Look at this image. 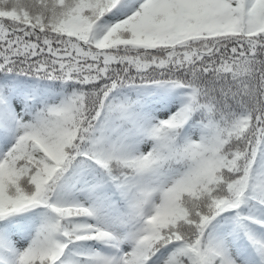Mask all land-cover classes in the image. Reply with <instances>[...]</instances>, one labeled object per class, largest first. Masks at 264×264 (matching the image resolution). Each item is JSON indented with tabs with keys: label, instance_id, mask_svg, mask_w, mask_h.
Returning <instances> with one entry per match:
<instances>
[{
	"label": "snow or ice",
	"instance_id": "6c2138e0",
	"mask_svg": "<svg viewBox=\"0 0 264 264\" xmlns=\"http://www.w3.org/2000/svg\"><path fill=\"white\" fill-rule=\"evenodd\" d=\"M0 264H264V0H0Z\"/></svg>",
	"mask_w": 264,
	"mask_h": 264
}]
</instances>
